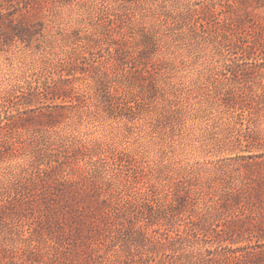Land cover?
Wrapping results in <instances>:
<instances>
[{"label": "rangeland", "instance_id": "1", "mask_svg": "<svg viewBox=\"0 0 264 264\" xmlns=\"http://www.w3.org/2000/svg\"><path fill=\"white\" fill-rule=\"evenodd\" d=\"M210 9L177 47L169 15ZM263 24L264 0H0V264H264Z\"/></svg>", "mask_w": 264, "mask_h": 264}, {"label": "trees", "instance_id": "2", "mask_svg": "<svg viewBox=\"0 0 264 264\" xmlns=\"http://www.w3.org/2000/svg\"><path fill=\"white\" fill-rule=\"evenodd\" d=\"M223 10H221L222 12ZM220 11H217L216 9H210L209 13L204 16L202 18V21L198 24H188L187 22L183 25L184 23V18H183V14L182 13H177L175 15H169V18L171 20V27H170V36L172 38L173 43L177 46V47H184V45H182L180 42L182 41V39H184L185 37L181 36V35H185V36H189V35H195V37L199 36V29L200 31H202V33H205L207 31L208 25L211 22V17H213L214 15L219 14ZM114 17H109L108 18V22L114 23V19H115V15H113ZM251 20L246 18V23H250ZM224 23H227L226 20H224ZM234 26V24H232ZM183 26H187L188 27V34L185 33H178L180 30H182ZM238 26V25H236ZM260 31H264V24L262 27H260ZM124 35H129L130 37L134 36L135 33L133 31L129 32V34H124ZM105 36L109 37V39L114 42L115 44L118 45L119 47V55L120 57H122L124 55V53L126 52L125 50V45L127 43V40L124 39H117V38H113L112 37V33L109 34V31H106ZM155 39L153 37V35H151L150 33H145L143 35V38L141 40V42L139 43L140 46L143 47L142 51H139L140 53H145L144 51L148 50L149 48L153 47L155 45ZM146 49V50H145Z\"/></svg>", "mask_w": 264, "mask_h": 264}]
</instances>
